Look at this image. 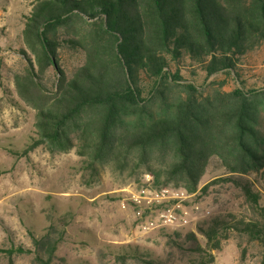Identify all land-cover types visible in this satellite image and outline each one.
I'll return each instance as SVG.
<instances>
[{
	"label": "trees",
	"instance_id": "1",
	"mask_svg": "<svg viewBox=\"0 0 264 264\" xmlns=\"http://www.w3.org/2000/svg\"><path fill=\"white\" fill-rule=\"evenodd\" d=\"M21 39L27 66L13 80L38 132L25 153L75 148L92 177L107 165L137 183L151 176L153 189L192 195L206 191L200 183L215 161L219 181L239 188L257 217L200 228L205 249L192 264H209L230 229L264 243V204L248 178L264 172V78L246 87L240 70L264 45V0H43ZM60 49L82 62L67 73ZM184 60L236 86L205 91L184 79ZM49 68L57 74L51 89ZM48 230L33 238V251L11 248L8 256L32 252L35 264H52L62 233Z\"/></svg>",
	"mask_w": 264,
	"mask_h": 264
},
{
	"label": "rangeland",
	"instance_id": "2",
	"mask_svg": "<svg viewBox=\"0 0 264 264\" xmlns=\"http://www.w3.org/2000/svg\"><path fill=\"white\" fill-rule=\"evenodd\" d=\"M42 1L0 0V264H35L32 252L8 256L7 250L22 247L33 251V238H40L49 228L62 233L52 264H192L199 250L205 249L200 228L213 220L234 223L256 218L240 189L219 181L224 171L215 161L210 162L200 183L199 189L208 184L206 191L199 190L182 203L180 221L144 231L142 220H154L164 209L163 205L146 208L145 201L141 210L128 204L132 194L150 185L145 177L137 183L107 165L98 177H92L82 167L84 158L75 148L51 153L43 144L24 152L38 138L35 111L19 98L13 76L27 66L20 52L26 50L21 33ZM60 62L68 73L82 57L60 49ZM178 68L184 79L205 91L211 84H223L224 91L236 86L231 77L221 74L206 79L203 69L188 60ZM240 70H245L246 87L261 86L264 45L250 53ZM56 78V72L47 69L44 82L48 89ZM248 178L264 204V172ZM60 233L54 236L59 238ZM228 233L220 249L209 252V264L262 263L264 243L250 241L236 230ZM120 256L125 257L124 262L117 259Z\"/></svg>",
	"mask_w": 264,
	"mask_h": 264
},
{
	"label": "built area",
	"instance_id": "3",
	"mask_svg": "<svg viewBox=\"0 0 264 264\" xmlns=\"http://www.w3.org/2000/svg\"><path fill=\"white\" fill-rule=\"evenodd\" d=\"M148 184V188L141 190L139 194H132L129 198L128 204L132 207L141 210L143 207L142 201L147 204L146 208L153 205H163L164 209L158 212L157 217L153 219H143L141 222V228L144 231H149L158 225H172L182 219L181 210L182 203L190 199L193 195L187 194L183 189L163 188L160 190L153 189L151 187V176L144 175ZM146 183V184H147ZM121 205H125V201L122 200ZM140 215V212H137ZM142 219L143 217L140 216Z\"/></svg>",
	"mask_w": 264,
	"mask_h": 264
}]
</instances>
